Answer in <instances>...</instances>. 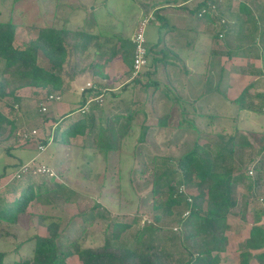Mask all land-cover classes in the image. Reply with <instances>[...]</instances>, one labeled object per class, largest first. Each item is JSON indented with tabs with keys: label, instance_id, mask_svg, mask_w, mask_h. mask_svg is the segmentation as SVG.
<instances>
[{
	"label": "rangeland",
	"instance_id": "1",
	"mask_svg": "<svg viewBox=\"0 0 264 264\" xmlns=\"http://www.w3.org/2000/svg\"><path fill=\"white\" fill-rule=\"evenodd\" d=\"M162 1L0 0V21H7L12 17L16 22L14 44L17 47L27 46L31 40L37 37L38 25L66 26L71 30L98 35L99 41L110 38V41H107L110 51L112 48L115 57L120 59L121 38L132 40L136 31L144 26L142 22L145 24L147 19L149 21L145 24V36L147 46L149 45L150 30L157 28L154 11L165 12L172 7L163 6ZM220 2L223 7L226 5L223 0ZM254 2L256 8L259 5L264 6V0H254ZM238 4L239 0H233L230 10L223 8L220 9L221 13L211 12L216 24L214 21L206 23L202 18L193 17L195 23L199 22L200 27L204 26L201 29L203 31H200L202 36L198 42L200 57L197 59L201 63L198 65L200 75L205 77L210 73L206 71V65L212 61L210 70H214L211 71L214 75L217 74L213 77V84H217L223 76L219 89H216V86H209L207 88H211V91L207 90L202 86L204 80L202 79L193 85H187V89L183 91L173 88L166 96L167 90L164 86L144 88L142 83L147 82L149 77H152L151 75L142 77V81L135 83L132 74L123 75L121 70L117 73L112 67L110 70L112 78L107 71L109 63L104 67L105 73L108 74L104 83L105 77L91 75L90 72L79 76L84 85L86 84L85 79L88 77L89 80L96 81L98 85L100 82L99 87L102 89H104V85L108 87V93H106L103 103L101 105L97 103L98 106L88 112L96 118V126H104L106 118L110 123L108 125L112 126V118L115 114L121 113L120 115H122L119 133L123 137L118 140L115 149L107 152L98 149L96 147L98 144L96 130L94 133L89 130L85 134L69 137L68 141H62L55 135L52 141L48 140L50 134L52 132L55 134L56 127L59 126L54 122L61 120L60 129H66L65 127L69 125L66 124L68 123L67 117L78 115L77 112L68 114L66 117L63 115L75 110L82 103L81 92L77 89L78 85H73L75 89L72 91L73 98H69V100L67 96L62 98L63 101L70 102L72 109L69 110L64 109L62 105L56 107L55 103L60 101H51L46 103L48 112L42 113L40 104L46 101L47 91L37 87H23L15 91L14 94L9 93L0 97V110L16 123V130L10 136L6 137L7 135H5L0 138V203L3 205L14 199L13 190L17 186L21 189V185L23 186L25 183H21L24 178L34 177L36 182L47 179V188L49 190L55 188L56 192L50 191L48 195H42L39 199L34 200L28 210L30 213L44 212L59 217L62 249L64 252L72 250L74 252L66 258L67 264H82L76 251L102 246L104 238H111L110 232L114 223L129 224L122 230L119 238L109 239L112 243H117L115 245L120 244L128 247L133 245L135 233L141 226L149 225L146 232V247L149 248V244H152L153 247L160 250L176 252L168 264H182L185 261L186 256L177 235L178 229L181 228L180 219H182L181 210L183 208L175 209L173 216H163L160 221L156 222L154 205L157 202L155 200L161 201L167 193L166 187H162L158 193L153 194V179L156 172L158 174L163 172L165 167H162V164L167 159H169L166 162L167 169L177 168L180 156L188 151L196 141L201 144H209L208 146H211L210 148L215 152L227 146L230 135L235 133L236 125L234 124H237L235 121L232 122L237 114V112L234 113V110L238 108L235 100H244V95L240 94L244 90H249L248 85L253 80L255 83V80H259V85H262L261 92L264 93L263 80L244 75L245 67L250 68V61L254 62L257 51L250 48V51L244 56L245 59L236 58L242 57L237 55L240 52L235 50L238 45L235 44L234 47L237 34L233 31L237 29L239 21L235 15L238 12ZM196 5L197 0L191 4L192 8ZM252 7L254 8L253 5ZM260 13L262 11L257 10L258 19H261V23H257V27L264 22V18L259 16ZM216 15L221 16L220 22H217ZM242 18H247V14H242ZM177 20H180V17ZM254 20L256 22V18ZM223 22H228L225 28L229 27L231 33L227 38L225 36L215 38L219 32L224 34L225 31H221L225 30L221 26ZM246 25L248 26V24ZM263 32L262 28L261 32L257 34L258 38L263 35ZM227 39L231 46H228ZM259 42L254 44H262ZM105 47L107 46L105 45ZM225 51L231 53L226 55ZM218 52L221 53L213 57ZM202 54L203 58H201ZM84 55L81 66L91 61L103 63L104 57L95 53L94 50ZM74 58L72 57L71 62ZM38 62L46 68L50 67L47 57L42 52L38 54ZM148 64L149 55L145 67ZM145 67L142 69V73L145 72ZM221 67L224 72L220 76ZM2 68L3 64L0 63V78L3 77ZM258 68L264 69V64ZM113 92L121 93L122 97L111 100L114 97H111L110 93ZM236 93L240 94L232 100L231 106L228 104V100H231L229 96L236 95ZM183 109L186 110L185 117L195 121L194 126L186 121L180 123L184 118L181 113ZM130 110L133 112V117L128 124L126 116ZM211 114H222V118L216 120L207 118V115ZM52 116L57 119L52 120ZM33 128L38 131L36 137L27 140V142L20 138L18 132L29 131ZM143 129H146V134L143 141H140L139 137ZM125 130H128V133ZM63 133L61 134L62 139L65 138ZM41 143L44 144L43 149L39 148ZM259 150L256 147V142L249 148L240 146L235 148L236 163L242 166L243 172L245 169L249 171L250 168L258 167V164L260 167V169L253 168L252 176L260 179L262 187H260L258 200L252 199L253 210L249 212L250 221L253 218L254 210L264 208V202L260 201V195L264 197V153L261 158ZM27 163L34 167L33 170L27 174L22 173L21 177L14 179L17 169ZM40 164H44L49 170L47 174L37 171L36 166ZM159 180L163 182L165 176L160 175ZM55 183L62 187H57ZM238 188V196L246 192L245 184L240 183ZM188 215L189 213L184 216ZM0 232L4 234L0 237V250L9 252L7 264H12L14 260L31 255V248L25 245L15 250L19 242H24L29 236L37 233L48 234L46 227L39 224L38 217L35 215H24L20 223L12 226L2 224ZM228 264L234 263L230 261Z\"/></svg>",
	"mask_w": 264,
	"mask_h": 264
},
{
	"label": "trees",
	"instance_id": "2",
	"mask_svg": "<svg viewBox=\"0 0 264 264\" xmlns=\"http://www.w3.org/2000/svg\"><path fill=\"white\" fill-rule=\"evenodd\" d=\"M185 1L188 0H163L162 4L176 6ZM212 5L215 6L214 10L211 9ZM202 8H207V12L200 16L198 14ZM223 8L220 0H197V5L190 10L206 23L214 21L216 24L211 12L221 13L220 9ZM240 9L248 11L244 3H240ZM154 12L156 20H163L159 11ZM221 19L219 16L217 22H220ZM223 23L221 26L225 30L221 31H225L224 34L219 32L215 38L219 36L227 38L231 33L229 27L225 28L228 22ZM16 27V22L12 17L7 21H0V63L3 64V77L0 78V97L9 93L14 94L18 89L29 86L46 89L48 93L57 92L63 95L70 89L72 81L86 72H90L91 75H100L103 78L107 77L104 67L115 57V52L112 48L110 51V46L107 44L110 38L99 41V36L93 33L71 30L66 26L38 25L37 37L31 40L27 46L17 47L14 44ZM249 39L248 34L243 36L238 34V46L235 50L240 47L239 44L246 43ZM260 39L264 41V33ZM121 40L123 60L133 69L135 44L132 40L122 38ZM227 42L229 43L228 39ZM93 50L104 57L103 63L91 61L81 66L82 61H84V54L87 55L89 51ZM151 50L152 47L148 45V55L153 54ZM39 52L47 57L50 67L46 68L39 64ZM72 57H75L73 62H71ZM153 60L152 58L151 61ZM140 74L138 73L133 77L135 83L141 81L139 80ZM154 83L156 85L157 82L150 79L142 84L149 88L154 86L152 85ZM104 88L107 86L105 85ZM113 94L116 95V93ZM97 106V103L94 102L89 106L88 111L67 125L66 129L61 130L62 124H59L56 127V137H60L59 139L62 141H68L69 137L85 134L89 130L94 133L96 130L98 140L96 147L106 152L115 149L116 143L123 137L119 133L122 115H120L121 113L115 114L112 118V126L108 125L110 124L108 118H106L104 126H96V118L88 112ZM182 114L185 117V110ZM132 117L133 112L130 110L126 116L128 124ZM194 125V123L191 124V126ZM146 129L141 132L140 141L145 138ZM15 130V121L0 110V138L5 135H7L6 137L10 136ZM125 132L128 133V130ZM62 133L65 136L64 139L61 138ZM254 142H256V147L260 149L259 152L263 151L264 133L242 130L236 127L235 133L229 137L227 146H224L220 151L215 152L210 148L211 146H208L209 144H201L196 141L188 151L180 156L177 168L167 169L166 162L169 160L167 159L162 164V167H165L163 172L155 173L153 194L158 193L162 187H166L167 193L161 201L155 200L157 202L154 205L156 222L160 221L163 216H173L175 209L183 208L181 210L182 219H180L181 228L178 229L177 233L181 248H183V253L186 256L182 264H219L221 260L219 254L226 250L228 244L226 230L229 225L226 223L227 217L230 214L241 213V216L246 218L249 203L254 198L258 199L257 193L262 187L260 179L252 176L247 169L243 172L242 166L236 163L235 158L236 147L249 148L253 146ZM260 161L262 162V160ZM253 168L260 169L259 164L258 167ZM160 175L165 176L163 182L159 180ZM51 177L49 178L52 179ZM21 183H24L23 186L21 185V189L17 186L18 189L15 187L13 190L15 193L13 200L5 202L3 205L0 203V225L12 226L20 223L24 215H35L38 217L39 224L46 227L48 234L40 235L37 233L29 236L24 242H19L15 250L25 245L31 248V255L14 260L12 264H67L66 258L74 252L73 250L64 252L62 249L59 217L44 212L30 213L28 210L29 205L34 200L39 199L42 195H48L50 191L56 192L55 188L49 190L47 179L36 182L34 177L24 178ZM240 183L246 185V192L238 196ZM55 185L62 187L57 183ZM183 186L185 190L182 189ZM185 211H188V216H182ZM263 214L264 208L254 210L253 222L255 224L251 227L244 249L238 254L237 264H250L252 258H255L258 264H264V226L258 224ZM128 225L114 223L110 232L111 238H119L122 230ZM148 227L149 225L141 226L135 233V243L133 244L135 246L115 245L117 243H112V239L106 237L102 246L75 250L76 254L82 264H168L176 252L163 251L153 247L152 244H149V248H147L145 241ZM3 235L0 232V237ZM251 250H259V252L253 254ZM8 255L9 252L0 250V264H7Z\"/></svg>",
	"mask_w": 264,
	"mask_h": 264
},
{
	"label": "crops",
	"instance_id": "3",
	"mask_svg": "<svg viewBox=\"0 0 264 264\" xmlns=\"http://www.w3.org/2000/svg\"><path fill=\"white\" fill-rule=\"evenodd\" d=\"M195 1L196 0H188L181 4H177L176 6L175 5L172 6L169 4L166 5V6H172V7L168 9L169 12L168 10L165 12H160V14L163 16V20L155 19L154 21L156 22L158 29L153 28L150 30V33H149V39H150L149 46L152 47L151 51L153 52V54L149 55V64L147 67H145V70H144L145 72L140 74L139 77L141 78L139 80L142 81V77L151 75L152 77H149L148 80L151 79L157 82L156 85H154V87L160 86L161 88V86H164V88L167 90L166 94L164 93L166 96L169 95V92H171V89L173 88H176L178 90L180 89L181 91H183L187 89V85L189 86L193 85L202 79H204L202 86L206 87L207 90L211 91V88H207L209 86L211 87L216 86L217 87L216 89H219L220 87L219 84L223 78V76H221V73L224 72V69L221 67L219 70L221 80L219 79L217 84L215 85L213 84L214 82L213 77L217 74L214 75L213 72H211L214 70H210V67L213 63L212 61L206 65V71L210 73L205 75V77H203V75H200L198 65L199 64L201 65V63L198 62V59H197L200 57L198 42H199L200 36H202V33L200 31H203L201 29L204 26L200 27L199 22L195 23L193 21L194 19L193 17H195V15L192 13L190 9H193L191 4L194 3ZM223 2L226 3L224 8L225 9L227 8L228 10H230L233 4V0H223ZM240 3H244L248 11L240 9ZM252 5L254 6V8L252 7ZM255 5L256 4L254 0L253 1L239 0L238 12L235 14L236 18L237 17L239 18L238 19L239 21H238L237 29L234 30L233 33L237 35L240 34L241 36H243L244 34H248V37L250 38L246 43L242 42L243 44L242 43L239 44L240 47L238 48L239 50L238 49L237 50L240 53L237 55H240L242 57H236V58L245 59L244 56L247 55L246 53L250 51V48L257 51V54H255L254 56V62H251L248 59V61H250V65H249L250 68L247 66L245 67L244 69L245 77L254 76V77L260 78L261 81L262 80L264 81V69L258 68V67H262L264 64V41L258 38V35H257L261 32L262 28L264 30V27H263V23L259 27L256 26L257 23H261L260 22L261 19H258L257 10H259L260 12L262 11V13H260L259 16L264 18V6L262 7L261 5H259V7L256 8ZM245 13L247 14V18H242V14H245ZM178 17H180V20H177ZM254 18H256V22ZM246 24H248V26ZM257 41L258 42L260 41L262 44L255 45L254 43ZM235 44L238 45L237 38L235 39L234 47L236 46ZM229 45L231 46L230 42L228 43V46ZM244 49H246L245 54L243 52ZM220 53L219 52L218 54L215 53L213 57H216ZM227 53L229 55L230 52H227ZM227 53L226 51L224 52V54L226 55ZM152 58L154 59L153 61H151ZM201 58H203V54ZM112 67H113V70L117 73L119 70L123 71L122 72L123 75H126V74L130 75L132 74V70H133L125 62V60H123L122 54L120 55V59H118V57H114V59L111 62H109L108 68H107L109 75H111L110 70ZM112 76L113 75H111V77ZM106 78L107 77L103 79V83H104V80H106ZM85 80H86L85 82L89 81L88 77ZM81 81L82 80L79 79V77L77 79H74L70 85V89L67 92L63 93L62 98H64V96H67L68 100L69 98H73L72 91L75 90L73 85L74 86L78 85L77 89L80 91V87L84 85V83H81ZM255 81L256 83L254 82V80L253 82H250V84L248 85V87H250L249 90H246V91L244 90L243 92H241V94L239 93L240 95H244L243 96L244 100L243 99L235 100V103L237 104L238 108L237 110H234V113L237 112V114H236V118L233 119L232 122L234 123L235 121L237 123V124H234L236 125L235 128L237 127L238 129L253 130V131L264 133V111H263L264 93L261 92L262 85H259L258 83L259 80H255ZM144 88L146 87L144 86ZM110 89L113 90L112 88ZM114 89L116 90V88ZM190 92H192V90H190ZM113 93H110L111 97H114L111 100H115L116 97L118 98L122 97L121 93L116 92V95H114ZM239 94L236 93V95L235 94L230 95L229 98L231 100H228V104L232 106V102H233L232 100H234V98H237ZM91 95H92L91 90L85 91L84 95L81 94L82 102ZM191 103H188V104H191ZM55 105L56 107L57 106L59 107V105H62L63 108L66 110L67 109L69 110L71 108L70 102H65L62 99L60 100L59 103L58 102L55 103ZM183 110L181 111V113H183ZM66 114H68V112H66ZM66 114H63V115H66ZM77 116H80V114H78ZM77 116L76 115L68 116L66 119L68 123L66 124L73 123L78 118ZM209 117L212 120H216V119L222 118V114L221 115L220 114L207 115V118ZM52 118H53L52 120L54 121L55 119H57V117L55 116H52ZM183 121H186L189 124H193V123L195 124V121L193 122V120L187 119V117H184L180 121V123ZM54 124H62V123L59 120V121L54 122ZM258 153L259 155H261V158H262L264 150ZM258 194L259 192L257 193V195ZM248 206H249L248 207L249 210L246 215V218H243L241 216V213L230 214L227 217L226 223L229 225V228L226 230V234L228 237V244L226 246V250L219 254L221 258L219 264H228L230 261H232L234 264H237L238 254L239 252L242 251L241 250L242 248L244 249L245 241L250 235L251 227L255 224V222H253L254 218H252L251 221L249 220L250 219L249 212L253 210V203L252 202L249 203ZM262 216L263 217H261V221L258 224H262L264 226V214ZM251 252L254 254L256 252H259V250H251ZM250 264H258V262L255 258H252L250 260Z\"/></svg>",
	"mask_w": 264,
	"mask_h": 264
},
{
	"label": "built area",
	"instance_id": "4",
	"mask_svg": "<svg viewBox=\"0 0 264 264\" xmlns=\"http://www.w3.org/2000/svg\"><path fill=\"white\" fill-rule=\"evenodd\" d=\"M213 8H215L214 5L211 6V9L213 10ZM207 12V8H202L199 12L198 15H203ZM149 19L145 20V24L146 22H148ZM142 24L144 25L141 29H139V31H136V33L134 34L133 38H132V42L135 44V49H134V55H133V74L136 75L138 73H140L142 71V69L147 65L148 63V46H147V40H146V36H145V24L144 22H142ZM86 88H96V85L92 82V81H88L86 83L85 86L81 87V91L85 90ZM102 97H103V93H100L99 95L95 96V97H91L89 98V100L87 102H90L92 100H97L99 102H102ZM61 99V95L57 92H53V93H47L46 94V101L42 102L40 105V111L41 112H46L48 110L47 107V102H55V101H59ZM87 109V106L85 107H81L80 110L82 112H85ZM264 109V108H263ZM37 129L33 128L29 131H20L18 132L20 135V138L24 141L27 142V140H31L32 138L36 137L37 135ZM49 141L53 140V135L50 134ZM44 144L41 143L39 145V148H44L43 146ZM37 167V171L47 174V171H49L46 166L44 164H40ZM34 167H32L31 165L27 164H22L16 171V173L14 174V177H21L22 173H30L33 170ZM253 168L249 169V173L253 174ZM183 190H185L184 186L182 187ZM260 201L264 202V197H260ZM188 213L185 212L183 215H186Z\"/></svg>",
	"mask_w": 264,
	"mask_h": 264
},
{
	"label": "clouds",
	"instance_id": "5",
	"mask_svg": "<svg viewBox=\"0 0 264 264\" xmlns=\"http://www.w3.org/2000/svg\"><path fill=\"white\" fill-rule=\"evenodd\" d=\"M133 55H134V54H133ZM140 73H142V72H140ZM132 76L134 77L133 70H132ZM89 81H92V82L96 85V88H95V89H93V88H86V89L83 90V91L80 90V92H81V94H84L85 91H87V90H91L92 95L89 96V97H87V99H85V100L82 102V104H81L79 107H77L75 110H71V111H69L68 114H73L74 112H77L78 114H83L84 112H82V111L80 110L81 107H85V106H87L86 111H88V110H89V106L92 105L94 102L98 103L99 105H101V104L103 103L104 98H105V95H106V92H107V88H104V89L100 88V87H99L100 82H99V85H98V83L94 82V80H92V79H90ZM87 82H88V81H87ZM87 82H86V83H87ZM85 85H86V84H85ZM85 85H83V86H85ZM83 86H81V87H83ZM81 87H80V89H81ZM47 93H48V92H46V94H47ZM100 93H103L102 102H99V101H97V100H92V101H90V102H87V101L89 100V98H91V97H95V96L99 95ZM62 96H63V95H61V99H62ZM61 99H60V100H61ZM60 100H59V101H60ZM55 102H57V101H55ZM86 111H85V112H86ZM47 112H48V111H46V112H44V113H47ZM42 113H43V112H42ZM68 114H66L65 116H67ZM60 121H61V120H60ZM52 135H53V139H54V135L56 136V133L54 134V132H52Z\"/></svg>",
	"mask_w": 264,
	"mask_h": 264
}]
</instances>
